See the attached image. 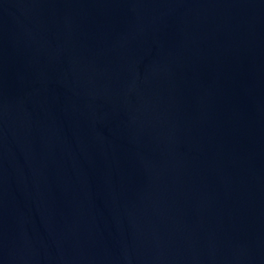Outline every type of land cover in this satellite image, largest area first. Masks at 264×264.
<instances>
[{"label":"water","instance_id":"95a60500","mask_svg":"<svg viewBox=\"0 0 264 264\" xmlns=\"http://www.w3.org/2000/svg\"><path fill=\"white\" fill-rule=\"evenodd\" d=\"M0 264H264V0H0Z\"/></svg>","mask_w":264,"mask_h":264}]
</instances>
